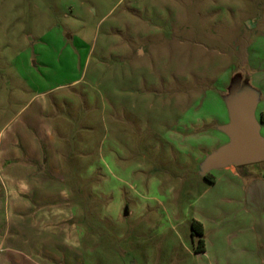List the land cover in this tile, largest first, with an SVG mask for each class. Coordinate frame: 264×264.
I'll use <instances>...</instances> for the list:
<instances>
[{"label":"rangeland","instance_id":"obj_1","mask_svg":"<svg viewBox=\"0 0 264 264\" xmlns=\"http://www.w3.org/2000/svg\"><path fill=\"white\" fill-rule=\"evenodd\" d=\"M250 88L260 119L264 0H0V128L44 94L86 264H191L192 222L241 211L205 162Z\"/></svg>","mask_w":264,"mask_h":264},{"label":"crops","instance_id":"obj_2","mask_svg":"<svg viewBox=\"0 0 264 264\" xmlns=\"http://www.w3.org/2000/svg\"><path fill=\"white\" fill-rule=\"evenodd\" d=\"M50 117L41 94L0 128V264H86ZM244 167L229 166L213 177L206 192L227 187L218 203H236L234 190L241 188L242 213L224 206L210 226L195 220L203 225L205 250L193 251L191 264H264V204L245 208L250 197L264 200V189Z\"/></svg>","mask_w":264,"mask_h":264},{"label":"water","instance_id":"obj_3","mask_svg":"<svg viewBox=\"0 0 264 264\" xmlns=\"http://www.w3.org/2000/svg\"><path fill=\"white\" fill-rule=\"evenodd\" d=\"M236 99L226 100L229 123L221 127L228 143L209 156L205 162L208 170L229 166L242 167L264 161V137L261 122L257 119L258 96L253 89L240 92ZM125 211V216H128Z\"/></svg>","mask_w":264,"mask_h":264},{"label":"trees","instance_id":"obj_4","mask_svg":"<svg viewBox=\"0 0 264 264\" xmlns=\"http://www.w3.org/2000/svg\"><path fill=\"white\" fill-rule=\"evenodd\" d=\"M236 97L233 98V101ZM261 123H264V114L261 115ZM210 183H213V178L210 179L208 176L205 177ZM191 237L194 246L195 253H201L205 250V241H204V229L203 225L197 221H193L191 224Z\"/></svg>","mask_w":264,"mask_h":264},{"label":"flooded vegetation","instance_id":"obj_5","mask_svg":"<svg viewBox=\"0 0 264 264\" xmlns=\"http://www.w3.org/2000/svg\"><path fill=\"white\" fill-rule=\"evenodd\" d=\"M260 122H261V118L260 119H258Z\"/></svg>","mask_w":264,"mask_h":264}]
</instances>
